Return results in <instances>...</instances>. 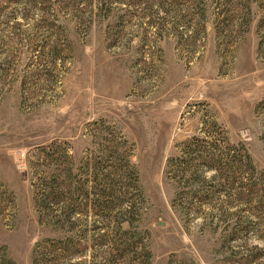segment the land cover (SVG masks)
Listing matches in <instances>:
<instances>
[{"label":"rangeland","instance_id":"1","mask_svg":"<svg viewBox=\"0 0 264 264\" xmlns=\"http://www.w3.org/2000/svg\"><path fill=\"white\" fill-rule=\"evenodd\" d=\"M227 142L264 189V0H0V264H264Z\"/></svg>","mask_w":264,"mask_h":264},{"label":"trees","instance_id":"2","mask_svg":"<svg viewBox=\"0 0 264 264\" xmlns=\"http://www.w3.org/2000/svg\"><path fill=\"white\" fill-rule=\"evenodd\" d=\"M184 1H188V0H184ZM227 145H228V148H227L226 157H225L227 163L229 164L228 168H227V172H226L227 173L226 174L227 181L232 182L233 177H234L236 172H238V174L243 173V176H242L243 182L241 181V184L243 186V190H242V192H240L241 194L239 195V198L243 199V201H245V203H251L252 202L253 205L255 206L256 210H261L260 207L262 205H264V201L262 199V196H264V194H263L264 189L258 188L256 186L255 181L251 180L252 179L251 170H253V166L247 160V158H245L247 156L243 157V155L240 154L239 150L236 149L234 147V145L230 144L229 142H227ZM204 163H205L206 170L212 169L213 171H216L218 169V163L213 159L212 156H209L207 159H205ZM243 166H245V169L242 170ZM52 192H53L52 189L49 188L47 195L49 193L51 194ZM253 199H255V201H253Z\"/></svg>","mask_w":264,"mask_h":264}]
</instances>
